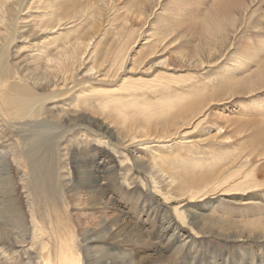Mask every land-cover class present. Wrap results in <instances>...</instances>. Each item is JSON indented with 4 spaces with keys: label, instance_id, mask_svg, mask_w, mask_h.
I'll use <instances>...</instances> for the list:
<instances>
[{
    "label": "rangeland",
    "instance_id": "374dc122",
    "mask_svg": "<svg viewBox=\"0 0 264 264\" xmlns=\"http://www.w3.org/2000/svg\"><path fill=\"white\" fill-rule=\"evenodd\" d=\"M249 1L246 0L245 6ZM18 5L25 15L29 8L30 17L21 22L28 21L21 24L28 27L15 31L13 22L2 49L11 61L25 63L39 59L50 66V74L59 80L58 87L37 90L51 96L43 106L68 101L71 93L80 88L86 89L84 93L104 92L102 97L106 93L111 98L113 95L114 103L120 105H124L123 96L135 98L138 103H155L146 109L150 121L133 120L123 111L116 118L118 122L110 123L112 132L126 129L124 138L118 142L115 135L93 129L89 137L81 131L80 140L72 141L68 136L61 142L63 149L70 147L86 157L84 170L73 175V187H66L59 180L58 197L46 202L58 207L65 229L60 233L67 235L70 245L78 246L83 237L91 238L88 256H97L101 264H158L161 255L168 259L181 247L179 239H193L200 244L198 250L205 254L202 264H210L212 260L225 264L226 256L230 259L227 264H249L252 263L247 257L249 251L255 254L253 262L262 257L264 264V236H260L264 235V82L253 91L243 82L248 76L264 79V0H255L245 10L238 5L232 13L235 19L224 14L221 23L215 17L217 14L211 13L214 0H21ZM234 6L235 3L231 8ZM4 10L0 11L2 31L7 19ZM214 21L221 29L218 35L210 27ZM166 30L170 34L162 38ZM198 59L204 63L200 64ZM98 78L103 80L98 82ZM14 81L8 80V84ZM123 81L137 87L131 95L120 96V92H115ZM64 83L68 87L62 86ZM74 85V89L69 88ZM59 90L62 97L58 96ZM163 98L164 103L175 105L167 114L157 104ZM185 105L190 112L176 115ZM114 109L106 110L113 115ZM17 122L15 130L4 121L1 124L4 133H8V137L0 140V170L4 172L0 175L1 186L9 178L17 179L10 159L15 145L29 149L25 136L30 126L25 123L34 121L25 117ZM45 125L51 135L34 153L51 162L55 161L54 142L58 139L50 138L56 137L55 125L50 120ZM137 158L155 170H172L177 178L181 174L209 172L222 177L232 175L223 186L229 188L242 180L241 188L211 190L192 202L175 197L168 201L154 190L148 179L151 172L140 168ZM60 162L59 172L64 174L67 165L65 160ZM68 164L72 171L74 165ZM238 167L242 176L235 175ZM156 172L159 182L167 181V175L161 173L164 176L161 177V171ZM247 172L250 173L246 176ZM96 174L101 178L100 186L93 184ZM17 195L24 197L21 199L24 209L27 197L20 188ZM245 199H251L252 203H246ZM0 200V235L9 237L10 227L19 228L17 215L12 213L17 203L2 193ZM191 204L202 206L205 215L210 211L217 213L214 231L230 235L216 236L197 223V219L193 221L191 212L195 209ZM176 206L183 209L184 222L174 213ZM165 215L176 221L174 225L180 224L174 243L170 241L171 229L164 233L166 239L162 234L163 241L159 240ZM101 216L111 218V226L94 229ZM82 229L86 233H81ZM140 232L147 240L137 241ZM233 232H240L241 236H234ZM22 237L28 243L33 240L29 234ZM48 243L38 259L40 264L48 254L51 259L57 256L55 240ZM16 250L9 241L0 244V255L4 257ZM186 254L194 255L187 244L174 263L201 264L186 258ZM221 255L222 260L217 258ZM88 256L87 264H91Z\"/></svg>",
    "mask_w": 264,
    "mask_h": 264
},
{
    "label": "bare ground",
    "instance_id": "6f19581e",
    "mask_svg": "<svg viewBox=\"0 0 264 264\" xmlns=\"http://www.w3.org/2000/svg\"><path fill=\"white\" fill-rule=\"evenodd\" d=\"M2 1L5 2L8 0H0V11L4 8L5 10L2 13H6L7 16V19H5L4 30H0V140L8 137V133H4L5 131L3 130V127L1 125L3 121L7 125H9V127H11L13 130H15V128L17 127V121L25 117H30L34 122L25 123L30 126V130L25 136V139L29 141V143H27L29 145V149H23V147L18 148L16 144L10 154V159L12 158L11 161L13 162L12 165L15 167L16 170L17 179L15 178L16 180L12 181L11 178H9L5 181L4 185H0V193L11 197V199H13L17 203V212L15 210H12V213L17 215L16 223L19 226V228H9V237L0 235V244L5 241H9V243L13 247L17 248L14 253L5 255L6 257L0 255V264H40L38 259H41L42 251L47 248L49 244L48 242H52L53 240H55V245L53 246H55L56 250L54 252L57 256L55 259H51V255L48 254L46 260L43 261L41 264H87L88 250L90 247L88 241L91 238L83 237L81 243H77L78 246L70 245V241L66 239L67 235H64V233H60L65 229L62 227V221L60 218L61 215L59 213L58 207L54 203L46 204L47 201L54 200L58 197L57 186L59 180H61V182H63L66 187L71 188L73 187V175L75 174V171L82 172L86 167V157H81L78 151L76 152L75 149H69L70 147L63 149V147H61V142L67 140L68 136L72 138V141L80 140L79 133H81V131L89 137L90 134H92L90 133L92 129L96 132L103 130L105 132H109L111 136H116L118 142V139L124 138L126 134V129L119 132H112V129L110 130V123L112 121H114V123L118 122L116 118H118V115L122 114L123 111H125L127 115H129L130 118L133 120H147L148 118H150V114L146 112V109L149 108L151 105H154L155 103H138L140 101H135V98L128 99L127 97L123 96L122 93H130L131 95V91L137 88L135 86H128L127 82L123 81L121 86L119 88H116L117 91H115V89L114 91L120 92L118 93V95L123 96L122 100H124V105L114 103V100L116 98L113 95L111 98L106 93L105 95L103 94L102 97L100 95H102V93L104 92L84 93V90L86 89L80 88L79 91L77 89L74 90L73 93H71L70 99L68 101H65V99H63V101H59L60 104H54V106H43V102L51 96H47L44 93H38L37 90H47L51 86L53 88H57V81L59 80L56 78V75L53 76L50 74V66L47 63H42V61H40L39 59H31L25 63H23V61L15 62L9 60V56L7 57V53L2 49V44H4L5 37H7L6 34H8L9 32V26L14 22L16 25L15 31L17 30V28H19L20 30H22V28H27L28 24H25V26L21 24L27 23L28 21L23 23L21 22L26 21L25 18L30 17V13L28 7L26 15L23 10H19L20 6L18 4H20L21 0H9L8 2H5V4H3ZM254 1L255 0H250L247 6H249V4L253 3ZM234 3L236 6L231 8L232 4ZM245 3L246 0H214L213 10L211 13L217 14L215 15V17L219 20L220 23L221 21L225 20L226 15H232L233 20L235 19V15L232 14L234 13V8H236L238 5H241L242 9L245 10V8L247 7L245 6ZM43 15L44 14H42V16ZM44 19L45 18H43L41 21H43ZM44 24L45 22L43 23V26ZM210 27L216 35L221 32L220 26L218 27L215 21L213 24H211ZM23 33L25 34V32ZM169 34L170 31L166 30L165 32H163L162 38H166ZM197 61H199L200 64L204 63L203 61H201V59H198ZM95 71L97 70L95 69ZM102 74H100L98 77H100ZM104 76L106 77V75ZM10 79H15L12 85L8 84V80ZM101 80L103 79L98 78V82ZM243 82L245 86L249 88V90L253 91L256 88L262 87L264 79L260 78L259 76H248ZM62 86L68 87L65 83L62 84ZM74 87L75 85L69 88L74 89ZM235 93L236 92H233L232 94ZM58 96H63L61 90H59ZM164 101L165 98H163V101H160L157 104L161 107L164 113L167 114L172 108L175 107V105L174 102L164 103ZM130 102H136L139 105L131 106ZM112 103H114V105ZM106 109H114L115 113L112 115L111 111H107ZM189 112L190 107L185 105L184 109L179 111L176 115L187 114ZM48 120H50V122L55 125L54 128H56V130L54 131L56 137H50L51 140H56V138L58 139V141L54 142V159L57 162L56 165L55 161L50 162L51 159L49 160V158H45V156L43 157L42 155H36L34 153L38 149L37 146L40 144L41 147L43 141L50 134V130L45 127V124L48 122ZM148 120L150 121L151 119ZM119 124L121 123L119 122ZM120 127L121 125H119V128ZM84 129L88 131L85 132ZM54 143L52 142V144ZM49 147L51 148V146H48V148ZM137 159L138 166H142L140 168H142L146 172H151V176H148V179L153 185L154 190H156L158 193H161L164 199L168 201H172L175 197L174 199L177 198V200L179 201L180 199L188 198V200L192 202L193 200H197L200 197L208 195L209 191L211 190L222 192V190L231 191L239 190V188H241L239 184L242 183V180L238 181L236 184L232 185L229 188L223 186V184L227 182L228 179L233 178L232 175L222 177L221 175H218L215 172H209L200 175L181 174L179 178H177V175L175 176L172 170L171 172H166L162 169L155 170L153 167L146 164L143 160H139V158ZM62 160H65V164L67 165V169L64 174L59 172L58 168V163ZM153 161H156V159H154ZM67 162H72V164L74 165L72 171L69 170V164ZM79 165L81 166L82 170L78 168ZM238 168L239 169H237V173H235V175L241 174L242 176L243 172H241L240 170L241 167ZM156 171H161L159 172V176L161 177H164L162 176V174L167 175V181H165L164 183L161 181L159 182V178L157 179L156 177L157 175H154V173L157 174ZM250 172H247L246 176ZM3 173L4 172L0 170V175ZM161 177L160 179H162ZM93 178V184L100 186V176L96 174ZM176 180L177 183L174 185ZM237 186H239V188H237ZM19 188L23 192V195L25 193L26 197L28 198H26V200L28 201V205L27 207H24V209H22L21 204V199L24 197L21 198V196H16L19 191ZM84 192L86 191L84 190ZM245 202L252 203V200L245 199ZM191 205L195 209L194 213L191 212V219L193 221L197 219V223L202 224L201 226L204 229H207L208 231H210V233L216 236L225 237L230 235V233H223L224 231H214L215 226L213 222L218 221L216 220L218 218H214V214L217 213L214 212L213 214V212L210 211L207 215H205L202 206L196 207V205L194 204ZM208 207L209 206H207V209ZM199 210H202V212ZM174 213L181 221L184 222L185 213L183 209L181 210L178 206H176L174 207ZM7 214L12 215L10 211H8ZM94 214L95 213H93L92 216H94ZM219 214L220 213H218V215ZM174 222H176L174 219H170L166 215L163 216L161 222V225L163 227L160 229V233L158 235L160 241H163L160 236L169 229L173 231V237L171 238L170 236V241L174 243L177 240L178 237L175 233V230L180 224L175 223L174 225ZM111 224V218L107 216H101L97 221L96 228L94 229H97L98 227H103L106 229L109 228ZM83 229L81 233H86ZM204 233L208 232L204 231ZM24 234L31 235L33 237V240L30 243L26 242L24 237H22ZM231 234H234V236H241L240 232H233ZM54 235L55 237L52 240V237ZM136 237L137 241L147 240L145 238V235H143V232L137 234ZM162 237L163 239H166L167 235L164 234ZM167 241H169V238L167 239ZM178 241H181V247L177 248L176 252H174V254H172L168 259H165V256L161 255L158 258V264H175L174 262L176 260V255L181 252L182 247L186 244L189 247L190 252L194 254L192 257L186 254V258L191 257L190 259H192L193 261L197 260L200 261V263L202 264L201 258L205 257V254L198 250L200 244L196 243L197 241H194L193 239H179ZM151 245L152 244L150 243V246ZM80 253H82V256L80 255ZM219 254H222V252H219ZM247 255L248 259L252 260V263L249 264L262 263V257H260V259H257V262L255 261L256 263L253 262V258L256 257L254 256L255 254L251 253V251H249ZM244 256H241V259ZM213 257L215 256L213 255ZM217 258L222 260V255L221 257ZM89 259L91 260V264H101V261L98 260L97 256L89 257ZM236 259L237 261H240V259L238 258V254ZM228 261H230V259L226 256L225 264H227ZM209 263L218 264L214 260L210 261Z\"/></svg>",
    "mask_w": 264,
    "mask_h": 264
}]
</instances>
